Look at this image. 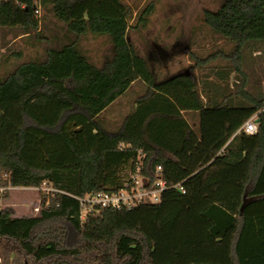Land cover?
<instances>
[{
    "label": "trees",
    "instance_id": "obj_1",
    "mask_svg": "<svg viewBox=\"0 0 264 264\" xmlns=\"http://www.w3.org/2000/svg\"><path fill=\"white\" fill-rule=\"evenodd\" d=\"M153 11L152 2L138 9L133 24L126 0H0L3 264H264V0L205 10L231 46L191 54L197 77L159 79L133 46L130 31ZM46 16L61 24L52 36L41 32ZM88 35L112 45L100 65L83 47ZM32 36L49 43L42 57L2 71L22 53L10 45ZM139 80L146 92L108 128V108ZM137 173L150 187L166 181L158 202L96 205L83 217L78 197ZM43 186L38 215L3 206L11 188Z\"/></svg>",
    "mask_w": 264,
    "mask_h": 264
},
{
    "label": "rangeland",
    "instance_id": "obj_2",
    "mask_svg": "<svg viewBox=\"0 0 264 264\" xmlns=\"http://www.w3.org/2000/svg\"><path fill=\"white\" fill-rule=\"evenodd\" d=\"M134 9L135 23L138 9L148 3L154 4V11L150 16L147 27L130 31L129 38L133 46L142 54L148 56L154 64L159 79L168 77L179 71L188 70L194 77L200 75L191 58V54L207 56L214 50L230 48V43L213 33L203 21L207 9L216 10L223 0H126ZM61 24L53 17L46 16L41 32L44 36H52L58 32ZM49 45L44 39L32 36L27 41L17 40L10 45L8 53L22 51L20 56L11 54L9 61L2 71H11L22 62L36 57H42L45 48ZM83 47L91 59L102 64L105 57L111 53L112 45L106 36L88 35L83 40ZM164 50L162 56L157 52ZM2 49L0 47V56ZM217 62H221L220 59ZM204 71V70H203ZM234 80V73L231 82ZM147 86L142 81H136L130 89L110 105L106 116L112 118L107 125L110 129H117L127 112L132 108L135 99L143 95ZM45 189V188H44ZM37 188H11L9 198L3 206L10 207L15 216H35L39 214L41 194L47 190ZM42 192V193H41Z\"/></svg>",
    "mask_w": 264,
    "mask_h": 264
},
{
    "label": "built area",
    "instance_id": "obj_3",
    "mask_svg": "<svg viewBox=\"0 0 264 264\" xmlns=\"http://www.w3.org/2000/svg\"><path fill=\"white\" fill-rule=\"evenodd\" d=\"M243 129L249 134H254L258 131L256 119L253 117L248 120ZM161 167H158L160 170ZM138 172L140 171V165L137 167ZM150 182L148 178L143 177L139 173L131 176V179L125 183V185L115 191H103L94 194H87L85 197H78L82 206L85 208L83 211V217L86 213L96 205L111 206L115 208L121 207H132L134 205L143 202H158L161 199V193L167 188V183L164 179L159 178L149 186ZM37 189H44L49 192L50 188L46 186L36 187ZM175 188L181 192H185L183 185L177 184ZM3 189L0 188V192ZM46 192V193H47Z\"/></svg>",
    "mask_w": 264,
    "mask_h": 264
},
{
    "label": "water",
    "instance_id": "obj_4",
    "mask_svg": "<svg viewBox=\"0 0 264 264\" xmlns=\"http://www.w3.org/2000/svg\"><path fill=\"white\" fill-rule=\"evenodd\" d=\"M176 75H190V72L188 70L182 72V73H177ZM259 119H256V122L258 123ZM0 264H3L2 259L0 258Z\"/></svg>",
    "mask_w": 264,
    "mask_h": 264
},
{
    "label": "flooded vegetation",
    "instance_id": "obj_5",
    "mask_svg": "<svg viewBox=\"0 0 264 264\" xmlns=\"http://www.w3.org/2000/svg\"><path fill=\"white\" fill-rule=\"evenodd\" d=\"M157 52L162 56L163 54H166V52L164 50L158 49ZM186 71V70H185ZM184 71H179L178 73H182Z\"/></svg>",
    "mask_w": 264,
    "mask_h": 264
},
{
    "label": "crops",
    "instance_id": "obj_6",
    "mask_svg": "<svg viewBox=\"0 0 264 264\" xmlns=\"http://www.w3.org/2000/svg\"><path fill=\"white\" fill-rule=\"evenodd\" d=\"M113 104V103H112ZM105 119H107L108 122L112 121V118H108L106 115L104 116ZM110 120V121H109Z\"/></svg>",
    "mask_w": 264,
    "mask_h": 264
}]
</instances>
